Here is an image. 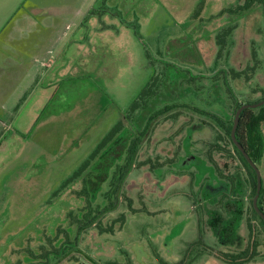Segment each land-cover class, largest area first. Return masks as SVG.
<instances>
[{
	"label": "rangeland",
	"instance_id": "1",
	"mask_svg": "<svg viewBox=\"0 0 264 264\" xmlns=\"http://www.w3.org/2000/svg\"><path fill=\"white\" fill-rule=\"evenodd\" d=\"M239 4L0 0V39L36 40L53 66L33 92L24 71L19 108L4 115L0 264H229L214 252L251 243L247 264H264L252 178L218 124L264 100V7ZM91 48L97 74L86 73ZM148 84L156 93L130 114L133 130L172 110L152 122L121 187L112 178L83 209L82 182L68 180Z\"/></svg>",
	"mask_w": 264,
	"mask_h": 264
},
{
	"label": "trees",
	"instance_id": "2",
	"mask_svg": "<svg viewBox=\"0 0 264 264\" xmlns=\"http://www.w3.org/2000/svg\"><path fill=\"white\" fill-rule=\"evenodd\" d=\"M243 1L244 4H239L237 12L242 10L248 11L256 3H260L264 7V0H240V3ZM229 12H233V10H230ZM155 93V87L148 84L128 108V111L123 116L122 120L110 130V132L92 152L82 167L74 174L71 179L68 180V183L79 181V178L84 171L90 174L89 178L85 179L86 187L84 191L78 192L79 196L86 193L85 207L90 205L89 198L91 197V192L95 193L96 191L101 190L103 185L109 180H112V178L113 185L118 189L121 187L126 175L130 172V168L133 167L134 158L140 145L145 140L152 122L155 119H158L160 115L172 110L170 107H166L163 110H157V112L154 114L155 116L149 118V122H146L147 126L145 124L144 128L141 129V126L137 125L135 130H133L134 123L131 121L130 114L148 107L149 100L153 95H155ZM244 104L245 103L239 104L237 110ZM214 119L218 121L216 116ZM218 124L220 127L227 130V133L231 134L233 123H231L229 127H226L221 121H218ZM236 138L244 146L252 161L259 168L264 162V105L258 108L245 109L242 111L240 122L236 130ZM232 144L234 145L233 141ZM234 148L241 157L245 168L248 170L249 175L252 178L253 190L256 192V172L250 166L238 148L236 146ZM114 190L115 189H113V191ZM94 193L93 195L96 194ZM258 205L259 208L264 212V185L262 186ZM253 210L257 214L254 207ZM258 217L264 226V221L259 215ZM249 229L250 231L252 230L250 223ZM251 236L252 234H250V237ZM256 250V245L251 243V245H248L245 250L235 254L213 252L220 259L229 264H247L258 256Z\"/></svg>",
	"mask_w": 264,
	"mask_h": 264
},
{
	"label": "crops",
	"instance_id": "3",
	"mask_svg": "<svg viewBox=\"0 0 264 264\" xmlns=\"http://www.w3.org/2000/svg\"><path fill=\"white\" fill-rule=\"evenodd\" d=\"M3 13V11L0 10ZM75 36V35H74ZM25 39L23 44L22 40L18 39H0V137L3 134L2 126L5 124L4 115L8 113V105H14L13 109L8 113L10 116L16 114V110L19 108L17 101H20L18 96L21 93L22 87L24 85V74L28 78L29 87L28 90L33 92L35 88L39 85V82L46 77L49 72H52L53 66L52 62L49 60L40 59L39 49L35 47H29V45H35L36 40ZM72 41V40H71ZM70 44V41L67 42V45ZM80 46L84 47L83 43H79ZM25 45L26 48L22 47ZM96 48H91L89 55L91 56L89 62L93 64L87 67V72H100L102 70L100 60H97V51ZM65 50V46L63 51ZM62 51V52H63ZM83 54L87 56V51L84 48L79 49ZM94 51V52H93ZM52 51H48L47 54H51ZM47 57V56H46ZM31 60V63H28V66H24L23 60ZM98 64V65H97ZM25 68V69H24ZM22 76V77H21ZM58 76H60L58 74ZM55 81V74L53 77L45 83V87L53 86ZM50 93L47 89H44V95L42 100L43 104H46L50 100Z\"/></svg>",
	"mask_w": 264,
	"mask_h": 264
},
{
	"label": "water",
	"instance_id": "4",
	"mask_svg": "<svg viewBox=\"0 0 264 264\" xmlns=\"http://www.w3.org/2000/svg\"><path fill=\"white\" fill-rule=\"evenodd\" d=\"M263 105H264V100L260 101L258 103H254V104H252V103L244 104L237 110L236 115L234 117V121H233V128L231 131V139H232L234 145L238 148V150L242 153V155L245 157L247 162L250 164V166L256 172L257 188H256L255 195L253 197V207H254L255 211L257 212V214L264 221V212L259 208V205H258V201H259L262 186H263L261 171L258 168V166L252 161L251 157L249 156V154L246 151V149L244 148V146L236 138V130H237V127H238L239 122H240V117H241L242 111H244L245 109L258 108V107L263 106Z\"/></svg>",
	"mask_w": 264,
	"mask_h": 264
},
{
	"label": "flooded vegetation",
	"instance_id": "5",
	"mask_svg": "<svg viewBox=\"0 0 264 264\" xmlns=\"http://www.w3.org/2000/svg\"><path fill=\"white\" fill-rule=\"evenodd\" d=\"M86 162V160L84 161V163ZM83 163V164H84ZM82 167V166H81ZM87 174V172L86 171H84L83 173H82V175L80 176V178H79V182H82V184H83V187H82V189L80 190V192H82V191H84V189H85V187H86V185H85V179L86 178H84V176ZM81 199L83 200V201H86V193H84L83 195H81ZM85 208V206L83 207V209ZM66 248H68V247H66Z\"/></svg>",
	"mask_w": 264,
	"mask_h": 264
}]
</instances>
